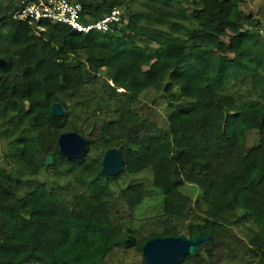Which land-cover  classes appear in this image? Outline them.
I'll return each mask as SVG.
<instances>
[{"label": "trees", "instance_id": "1", "mask_svg": "<svg viewBox=\"0 0 264 264\" xmlns=\"http://www.w3.org/2000/svg\"><path fill=\"white\" fill-rule=\"evenodd\" d=\"M80 1L87 23L117 5L122 20L107 33L49 20L38 30L13 18L23 0H0V142L20 151L13 166L0 162V264H120L107 258L116 247L142 252L149 239L181 234L215 241L178 264H264L262 18L244 0ZM161 89L164 125L157 97L141 99ZM68 130L87 138L79 158L59 151ZM110 147L126 174L150 171L153 189L103 173ZM188 183L199 188L194 201ZM155 189L162 212L139 237L134 211Z\"/></svg>", "mask_w": 264, "mask_h": 264}, {"label": "rangeland", "instance_id": "2", "mask_svg": "<svg viewBox=\"0 0 264 264\" xmlns=\"http://www.w3.org/2000/svg\"><path fill=\"white\" fill-rule=\"evenodd\" d=\"M264 2L263 0H244L242 4V8L246 10V12H253L256 16L261 17L264 24ZM261 32L264 33V25L262 26ZM157 97V102L154 105L155 114L154 120L160 125H164L166 123V118L169 112V105L167 96L164 91L161 89L160 91L149 90V92L142 94L141 99L146 100L151 103L152 98ZM79 110V108L77 109ZM103 111V110H102ZM8 125V122L6 123ZM36 131H32L30 133H35ZM28 134H26L27 136ZM258 137L257 132L253 131L248 135V144L252 145L256 142ZM22 145V143H20ZM13 146L9 144L6 139H2L0 142V162L6 164L9 163L10 166H13L16 162L17 156L20 154V151H17L15 148L12 149ZM39 180L46 181L48 185L56 186V188L63 190L64 193H71L76 189V185L70 182L67 185V182L64 178L58 177L59 179L54 180L45 173L40 174L37 177ZM120 183L122 186L128 185L134 181H145L149 187H152V173L148 170L143 171L137 175H128L125 172L120 175ZM153 189V187H152ZM115 190L118 189L115 187ZM154 190L152 196H149L145 199L144 203L139 205L135 211V220L133 229H139L138 236L141 237L151 231L154 230V226L148 222V219L154 217L162 212V201L163 198L158 193V191ZM183 191L187 194H190L193 198V201L199 196V188L195 187L193 184H186L183 187ZM142 225V226H141ZM243 227V226H242ZM235 227L234 232H237L241 237L246 239V228ZM204 247V246H203ZM111 262L120 263V264H139L142 261L143 253L136 248H114L107 257ZM253 264H260V261H256Z\"/></svg>", "mask_w": 264, "mask_h": 264}, {"label": "water", "instance_id": "3", "mask_svg": "<svg viewBox=\"0 0 264 264\" xmlns=\"http://www.w3.org/2000/svg\"><path fill=\"white\" fill-rule=\"evenodd\" d=\"M3 64L5 60L0 58V65ZM52 112L61 116L65 110L60 102H55L52 105ZM58 146L60 153L68 159L79 158L87 146V138L74 130L65 131L58 137ZM53 159L51 154L48 155L45 164L50 165ZM123 170H125V164L120 148L107 149L103 156L101 171L107 175H117ZM214 240L213 235L157 236L146 241L143 246V255L151 264H178L187 254H197L204 244Z\"/></svg>", "mask_w": 264, "mask_h": 264}, {"label": "built area", "instance_id": "4", "mask_svg": "<svg viewBox=\"0 0 264 264\" xmlns=\"http://www.w3.org/2000/svg\"><path fill=\"white\" fill-rule=\"evenodd\" d=\"M80 9L81 5L72 3L71 0H33L23 9L21 16H30L36 20L52 18L59 21H67L84 32L92 29L107 31L111 23L120 19V9L114 8L110 14L95 23L84 24L80 21Z\"/></svg>", "mask_w": 264, "mask_h": 264}, {"label": "clouds", "instance_id": "5", "mask_svg": "<svg viewBox=\"0 0 264 264\" xmlns=\"http://www.w3.org/2000/svg\"><path fill=\"white\" fill-rule=\"evenodd\" d=\"M33 0H23V2H21V5H20V7L13 13V18H15V19H19V20H23V21H27V22H29L31 25H35L36 26V28L38 29V30H43L44 29V26L43 25H41V21H44V20H49V21H53V22H56V23H65V24H67V25H69L72 29H74V30H76V31H79V32H83V33H89V32H91V31H99V32H102V33H107V32H109V31H111V30H113L114 28H115V26L116 25H118L120 22H121V20H122V7L120 6V5H117V6H115L114 8H119L120 9V19L118 20V21H116V22H113V23H111L110 24V28L107 30V31H103V30H99V29H92V30H90V31H88V32H84V31H81V30H79V29H77L76 27H74L71 23H69V22H67V21H59V20H55V19H52V18H41L40 20H36V19H33V18H31L30 16H27V17H22L21 16V13H22V11H23V9L24 8H26L27 7V5H29V3L30 2H32ZM72 1V3H79L80 5H81V9H80V21L82 22V23H84V24H91V23H95L96 21H98V20H100V19H102L103 17H105L106 15H108V14H110L111 12H112V10L114 9V8H112V10L109 12V13H107V14H105L104 16H102L101 18H99V19H97V20H95V21H90V22H85L83 19H82V11H83V4H82V2L80 1V0H71ZM1 58V57H0ZM55 103V102H54ZM63 106V105H62ZM64 107V106H63ZM64 110H65V108H64ZM69 131V130H68ZM70 131H72V130H70ZM65 132V131H64ZM111 148V147H110ZM109 149V148H108ZM106 152V151H105ZM105 152H104V154H105ZM104 156V155H103ZM54 160V159H53ZM102 160H103V157H102ZM102 169V168H101ZM125 170H123L122 172H120L119 174H121V173H123ZM111 176H113V175H111ZM188 235V234H187ZM179 236V235H178ZM202 236V235H201ZM208 236V235H207ZM214 237V236H213ZM214 239H215V237H214ZM148 241V240H147ZM215 241V240H214ZM213 241V242H214ZM146 243V242H145ZM209 243V242H208ZM207 244V243H206ZM206 244H204L203 246H205ZM202 246V247H203ZM201 247V248H202ZM201 248H200V250H201ZM199 250V251H200ZM142 253H143V251H142ZM143 257H144V255H143ZM184 259V258H183Z\"/></svg>", "mask_w": 264, "mask_h": 264}]
</instances>
